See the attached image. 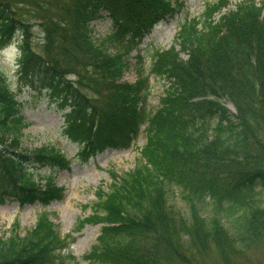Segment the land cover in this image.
Here are the masks:
<instances>
[{"label": "trees", "instance_id": "obj_1", "mask_svg": "<svg viewBox=\"0 0 264 264\" xmlns=\"http://www.w3.org/2000/svg\"><path fill=\"white\" fill-rule=\"evenodd\" d=\"M228 3H205L200 16H186L173 44L156 50L148 69L138 66L137 80L129 83L122 79L129 66L125 54L176 13L172 0L57 1L54 16L41 23L40 50L31 47L27 21L11 15L8 0H0V48L18 30L24 37L18 92L25 87L64 110V136L77 144L83 160L106 148L129 147L144 132L143 164L161 171L163 185L177 186L225 215L183 221L160 197L162 187L149 172L139 171L142 177L115 187L98 202L89 219L103 226L81 261L195 264L191 251L206 243L244 255L262 239L264 206L255 205L252 196L256 188L264 191V4L241 0L222 12ZM104 11L112 20L108 39L120 52L93 38L92 21ZM149 76L167 83L156 108L148 104ZM17 95L0 68V203L44 205L61 191L50 173L33 170L62 169L68 159L51 143L19 151L27 122ZM250 146L257 153H249ZM139 190L154 197L142 202ZM152 235L173 256L151 257ZM63 247L65 240L41 219L27 236L0 237V264H79L56 252Z\"/></svg>", "mask_w": 264, "mask_h": 264}, {"label": "rangeland", "instance_id": "obj_2", "mask_svg": "<svg viewBox=\"0 0 264 264\" xmlns=\"http://www.w3.org/2000/svg\"><path fill=\"white\" fill-rule=\"evenodd\" d=\"M57 1L60 0H8L10 8L14 11L11 15L27 21L31 47L35 50H40L43 42L41 23L44 18L54 16ZM214 1L172 0L174 4L178 5L176 13L154 25L151 31L142 38L140 44L125 54L129 66L122 79L134 83L139 76L138 66L141 65L140 67L143 69H148L154 52L168 49L173 44L179 24L185 17L200 16L204 4ZM240 1L228 0V6L223 8L222 12L232 9ZM255 1L264 4V0ZM111 27L110 16L107 12H102L101 17L92 21L93 38L99 43L105 41V46L110 52H120L122 50L117 47L115 42L108 39ZM0 68L4 74L8 72L7 66L3 63H0ZM8 80L10 86L18 93V99L23 102L20 113L27 122V126L23 129L19 151L26 152L43 144L51 143L65 153L68 166L62 169L54 167L51 170L43 168L37 172L33 170L34 173H50L53 185L61 191L59 198L50 200L44 205L37 201L20 204L14 199H4L0 203L1 238L5 239L10 233L18 235L20 238L27 236L36 227L39 220L47 219L56 235L65 240V247L56 250V252L61 255H70L79 261V264H90L87 261H81V259L96 244L103 223L91 222L89 218L94 215L101 199L110 194L115 187L129 183L128 181L133 177H142L140 172H145V176L149 172V177H152L155 184L162 187V190L157 189L160 192V197L165 198V201L183 221L190 222L194 217L200 219L214 215L225 216L220 212L216 213L210 203H202L191 198L177 186L166 187L163 185L165 183L161 171L152 165L143 164L145 159L142 158V149L147 143L144 132H141L129 147L106 148L83 160L78 152L77 144L66 140L64 136L62 118L64 110H59L53 104H48L46 97H41L25 87L18 92L17 78H8ZM149 84L148 104L150 107L156 108L161 104L167 83L164 79L149 76ZM227 106L230 111L234 112L233 106L230 104ZM260 139L264 142V132ZM256 148L250 146L248 152L257 153ZM139 193L140 197H143L142 202L144 197H154L153 192L150 194L152 196L147 192L142 195L141 190ZM131 196H133V192ZM252 197L257 202L254 203L255 205L264 206L263 190L256 188ZM143 206L149 208L150 205L145 201ZM224 223L230 227V219L224 220ZM148 252L151 257L163 260L173 256L168 246L153 235L149 242ZM189 260L195 261V264H264V235L258 245L244 255H235L227 250L222 251L214 244L206 243L191 251Z\"/></svg>", "mask_w": 264, "mask_h": 264}, {"label": "clouds", "instance_id": "obj_3", "mask_svg": "<svg viewBox=\"0 0 264 264\" xmlns=\"http://www.w3.org/2000/svg\"><path fill=\"white\" fill-rule=\"evenodd\" d=\"M23 33L21 31H17L14 34L11 42L0 48V63H3L7 66L8 72L5 73L6 78L15 79L20 69V61L23 57Z\"/></svg>", "mask_w": 264, "mask_h": 264}]
</instances>
